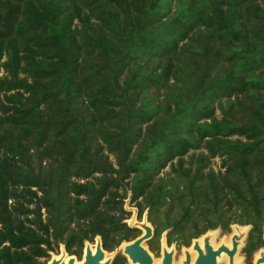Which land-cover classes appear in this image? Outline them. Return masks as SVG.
I'll return each mask as SVG.
<instances>
[{"label": "trees", "instance_id": "trees-1", "mask_svg": "<svg viewBox=\"0 0 264 264\" xmlns=\"http://www.w3.org/2000/svg\"><path fill=\"white\" fill-rule=\"evenodd\" d=\"M128 192L151 251L264 247V0H0V264L113 253Z\"/></svg>", "mask_w": 264, "mask_h": 264}, {"label": "water", "instance_id": "water-1", "mask_svg": "<svg viewBox=\"0 0 264 264\" xmlns=\"http://www.w3.org/2000/svg\"><path fill=\"white\" fill-rule=\"evenodd\" d=\"M139 226V227H138ZM136 228L140 231L144 230L137 239L131 244L127 245L123 249V255L128 257L133 264H153V258L148 250L145 249L144 244L151 241L154 237V229L147 222H137ZM245 238V235H234L231 240V248L225 245L214 249L210 243V237H206L203 240L204 249L201 248L199 240L193 242V250L197 252V258L194 264H217L218 258L222 254H226L229 258V264H234V257L238 252V248ZM92 247L95 248V253L92 251ZM64 256H70L62 249ZM52 259L51 264H63L64 258ZM106 251L103 249L102 240L100 237L96 238L94 243L86 242L84 250V264H112L113 258L109 257L104 263ZM68 264H75L76 257L70 256ZM174 252L163 251L161 264H173ZM49 262V263H50ZM183 264H192V257L189 252H186V258ZM256 264H264V253H260L259 258L256 260Z\"/></svg>", "mask_w": 264, "mask_h": 264}, {"label": "rangeland", "instance_id": "rangeland-1", "mask_svg": "<svg viewBox=\"0 0 264 264\" xmlns=\"http://www.w3.org/2000/svg\"><path fill=\"white\" fill-rule=\"evenodd\" d=\"M220 118V116H219ZM197 154L203 153L204 155H208L207 152L205 150H199L196 152ZM114 158L111 157V160H113ZM222 158L220 157H216L213 159H210L209 165H208V169L206 170V172L208 171H213L215 173H219V172H224V169L222 168ZM167 174H171V168L170 166H168L165 170H163L161 172V174L159 175V177H165L167 176ZM170 176H174L173 174H171ZM84 182V181H81ZM124 209L129 212V217L126 220V224L131 227V228H136V223L137 222H147L149 225L152 226L151 223H149L148 221V212L146 211L141 217L139 216V210L135 207V204L132 203L131 201V192H128L127 198L124 201ZM153 227V226H152ZM238 228H243L239 225H232L230 227L229 230H223V229H217L214 231H209L208 233H206L204 236L208 235L210 237V243L212 245L213 248H219L222 245H225L227 243L230 244V248H231V239L233 237V235H236L237 229ZM154 229V227H153ZM251 230V227H248L246 231H244V235L245 238L242 240L239 248H238V252L234 257V264H256V260L259 258V253L264 249V247L258 251H256L252 257L249 259L247 257V255L245 254V249L247 248V239H248V235L249 232ZM142 232V231H141ZM167 233L168 231L164 232L161 235V238L159 239V241H155L154 242V247H155V251H151L150 250V246L148 245V243L144 244V247L146 250H148L153 258V264H157V262L162 259L163 257V253H162V247L163 245H168L167 244ZM203 237V236H202ZM195 239V240H201L202 239ZM193 240L191 243V246L186 248L183 246H178L176 243L172 244L171 246H169V248H172L175 252L174 254V260H173V264H183L182 260L185 258L183 252L186 249H190L193 246V242L195 241ZM133 242V241H132ZM132 242H125L123 243L118 249H116L113 253H108V257L113 258V260L118 256V255H123V249L125 246L131 244ZM86 244V243H85ZM64 249L66 251L65 246L60 245V247L58 248L57 251L55 252H51L50 253V258L47 260L46 264H49V262L52 260V258L54 256H60L61 250ZM84 250H85V245H84V249H83V254H82V258L84 256ZM67 252V251H66ZM68 255H70L67 252ZM71 256V255H70ZM76 257V256H74ZM127 259V264H133L132 261H130L128 259V257L124 256ZM77 260H82L78 259V257H76ZM236 260V261H235ZM46 260H43V262H45ZM185 261V259H184ZM217 264H229V258L228 256H226V260L223 262H217Z\"/></svg>", "mask_w": 264, "mask_h": 264}, {"label": "bare ground", "instance_id": "bare-ground-1", "mask_svg": "<svg viewBox=\"0 0 264 264\" xmlns=\"http://www.w3.org/2000/svg\"><path fill=\"white\" fill-rule=\"evenodd\" d=\"M139 227V226H138ZM247 228L248 227H243V228H238L237 229V232H236V235H242V234H244L243 232L244 231H246L247 230ZM145 231L144 230H142V233H144ZM234 236V235H233ZM206 237H209L208 235H206V236H203L202 237V239L201 240H199V243H200V246H201V248L202 249H204V243H203V240H204V238H206ZM232 240V239H231ZM226 246L227 247H230V244H226ZM169 246L168 245H163V247H162V253H163V251L164 250H166L167 252H174V250L172 249V248H168ZM214 249H216V248H214ZM92 251H93V253H95V248L94 247H92ZM186 252H189L190 254H191V257H192V253H195L196 254V256L193 258L192 257V264H194V262H195V260H196V258H197V252H195L194 250H193V246H192V248H190V249H186L184 252H183V254H184V257L186 258ZM260 253H264V249L260 252ZM260 253H259V256H260ZM174 254H175V252H174ZM64 256V254H63V252H61V254H60V258H62ZM225 256H227L226 254H222L219 258H218V262H222V260H223V258L225 257ZM64 257H66V256H64ZM70 257V256H69ZM60 258H57V256H54L52 259H60ZM71 258V257H70ZM70 258H68L67 259V261H66V264H68L69 263V261H70ZM83 258H84V256H83ZM109 257L107 256V252H106V256H105V260L103 261V263L108 259ZM184 258V259H185ZM65 259V258H64ZM184 259L182 260V263L184 262ZM52 261V260H51ZM84 261H85V258L83 259V262L82 263H80V264H84ZM162 263V259H160L158 262H157V264H161ZM49 264H51V262L49 263ZM75 264H77V259H76V262H75ZM181 264V263H180Z\"/></svg>", "mask_w": 264, "mask_h": 264}, {"label": "flooded vegetation", "instance_id": "flooded-vegetation-1", "mask_svg": "<svg viewBox=\"0 0 264 264\" xmlns=\"http://www.w3.org/2000/svg\"><path fill=\"white\" fill-rule=\"evenodd\" d=\"M227 244H229V243H227ZM169 248V247H168ZM170 249V248H169ZM61 254V253H60ZM107 256H108V254H107ZM196 256V254L195 253H192V257L194 258ZM57 258H60V256H57ZM68 258H70L69 256H66L65 257V259H64V261H63V264H66V261H67V259ZM83 259L84 258H82V260H77V264H80V263H82L83 262ZM226 260V256L223 258V260H222V262L223 261H225ZM236 261V260H235Z\"/></svg>", "mask_w": 264, "mask_h": 264}]
</instances>
